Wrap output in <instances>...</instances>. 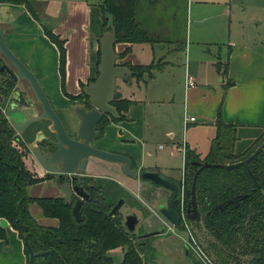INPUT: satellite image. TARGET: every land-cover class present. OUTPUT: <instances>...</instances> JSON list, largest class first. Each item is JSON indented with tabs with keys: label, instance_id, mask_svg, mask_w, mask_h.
I'll return each mask as SVG.
<instances>
[{
	"label": "crops",
	"instance_id": "crops-1",
	"mask_svg": "<svg viewBox=\"0 0 264 264\" xmlns=\"http://www.w3.org/2000/svg\"><path fill=\"white\" fill-rule=\"evenodd\" d=\"M177 1L154 0L149 3L147 0H138L136 21L144 30L158 37V41L115 42L113 45L116 54L126 49L120 58L117 55L116 64L145 65L159 62L151 70L150 78H146L145 74L140 79L132 76L128 79L115 78L114 92L130 103L124 119L105 124L101 135L92 142L96 148L129 157L137 175L127 176L122 172L120 164L94 156L87 157L81 172L83 177L96 180L103 187L105 184H117L122 189L125 194L120 197L123 199L122 205L128 200L127 209L138 216L133 232L152 234L149 245L144 246L139 253L143 264H192V256L185 244V230L176 232L174 225L158 209L159 203L166 206L171 190L143 180L138 175L140 170L153 171L163 178L180 183L183 152L188 144L185 142L182 146V155L175 150L178 145L172 140L169 141L167 150L157 143L151 151L149 146L154 138L163 135L174 137L172 128L181 124V119L183 126L190 125L189 122L184 124L183 119L192 116L193 123L205 127L210 133L209 145V140L214 135L216 111L219 109L221 120L235 128L241 147L236 148L234 142L232 152L237 153L259 134L260 127L264 124V0H228L229 4L250 7L254 14L260 13L263 17H254L257 19L253 24L254 29L244 27L243 24L239 29L229 27L226 39L223 16L230 9V6L226 7V0H182V22L179 27H183L181 41L174 30L176 25L172 26L165 19V13L170 10L176 12ZM97 3L98 0H33L30 7L36 19L22 6L0 4V27L6 45L34 75L70 136L74 134L78 118L73 114L63 92L72 96L78 94L91 75V56L98 46L96 37L99 30L91 22V8ZM208 4L212 6H207ZM209 12L217 15L213 14L214 21L206 24L204 21ZM43 27L50 29L63 42L62 83L57 48L44 35ZM179 58L182 68L179 67L178 72H175L178 83L174 86L168 76L169 73L173 76L174 72L169 68ZM186 73L191 74L194 80L191 87L184 86ZM15 84L22 88L21 92L29 103L26 106L16 105L12 109L9 108L8 96L3 104L5 117L10 124L21 122L29 116L34 117L40 112V106L29 93L27 84L24 81ZM181 84L183 92L178 96L175 89L179 94ZM16 99L13 100L15 104ZM44 122L45 120L34 121L18 133L22 138L24 132L35 126L26 142L29 150L48 137V123L43 124ZM221 143L229 146L231 141L225 137ZM196 153L202 158L206 152L202 156ZM172 154L179 155L181 159L177 176L174 175L175 167L166 162L167 157ZM44 173L42 171L39 176ZM26 192L33 198H63L52 179L31 184ZM107 194L109 197V192ZM27 208L38 224L56 226L57 221L42 216L35 203H30ZM194 224L189 226L194 236L197 235L195 231L205 234ZM0 226L5 232V237L0 238V264H28L22 239L4 218H0ZM123 249L124 247H115L109 249L107 254L110 257L112 254L119 256L120 262L121 257L116 251L119 250L122 254Z\"/></svg>",
	"mask_w": 264,
	"mask_h": 264
},
{
	"label": "trees",
	"instance_id": "trees-1",
	"mask_svg": "<svg viewBox=\"0 0 264 264\" xmlns=\"http://www.w3.org/2000/svg\"><path fill=\"white\" fill-rule=\"evenodd\" d=\"M31 1L33 0H0V4L22 6L36 19L30 7ZM147 1L150 3L154 0ZM138 6V0H98L91 8V22L99 29L96 40L103 31L112 26L115 42L158 41V37L144 30L136 21ZM42 30L57 48L62 83L63 42L50 29L43 27ZM125 52L126 49L117 53L118 57ZM98 56L97 46L91 56V75L87 82L97 75ZM158 63L156 61L145 65H118L126 66L132 72L130 76L140 79L143 74L150 78L151 70L155 69ZM13 84L12 80L2 81L0 95L6 96ZM63 94L70 105H87L86 96L81 91L73 96L65 92ZM15 102L17 106L27 104L21 93ZM129 103V100L120 98L117 92H113L110 104L116 108L118 117L102 115L95 126L94 138L101 135L105 124L124 119ZM213 126L214 135L209 140L208 149L202 158L192 148H184V207L190 200L191 181L198 167L195 162L221 164L217 167L202 168L194 181L195 206L200 215V221L194 226L202 229L207 236L203 248L216 264H243L244 261L245 264H264V124L260 127L259 134L237 153L232 152L233 143L237 140L235 128L221 120L219 109L216 111ZM50 134L53 135L51 132ZM20 136L0 109V218L7 221L19 238H25L35 254L34 264H112L107 251L115 247H124L119 264H143L139 253L144 246L149 245L152 234L126 231L123 216L118 210L108 216L107 213L113 204L107 201L108 191L98 181L87 177L78 181L87 194L79 207L82 215L79 222L73 219L70 213L71 203L66 202L64 198H33L27 195L26 188L29 185L50 179L52 174L36 176L32 170L25 167L23 161L30 150L26 145L27 140H22ZM225 137L231 141L229 146H223L221 143ZM260 139L259 145L251 149ZM42 144H45L43 140L38 142L37 146ZM256 148V152L245 164L224 166L245 159ZM131 167L134 168L132 162ZM172 182L175 184V191L173 197L171 191L169 199H172V208L178 214L179 183ZM111 187H115V184ZM30 203L38 206L42 216L54 218L57 221L56 226L38 224L28 212ZM173 225L174 228L182 229L180 220ZM4 237L5 232L0 226V238ZM244 257L246 259L242 260ZM191 261L192 264H199L193 258Z\"/></svg>",
	"mask_w": 264,
	"mask_h": 264
},
{
	"label": "water",
	"instance_id": "water-1",
	"mask_svg": "<svg viewBox=\"0 0 264 264\" xmlns=\"http://www.w3.org/2000/svg\"><path fill=\"white\" fill-rule=\"evenodd\" d=\"M115 43L114 29L110 26L103 31L97 39L99 50L98 63L96 65L97 75L92 81L87 82L82 88L81 92L86 96V103L71 105L73 114L78 118V123L75 128L73 136H70L65 131V128L52 109L48 98L41 89L34 75L17 58L8 48L4 41L3 31L0 27V56L4 60L0 64V72H6L7 76L14 82L24 81L30 90L34 101L40 106V112L34 117H27L18 123H12V128L17 132H22L30 123L37 120H45L49 124L47 126L49 132L53 134V140L50 142L51 149L43 150L40 147L30 149V153L45 173L55 176L54 185L61 191L66 202L71 203L70 213L76 222L82 220L79 207L81 201L87 197L83 185L79 184L83 178L82 171L85 167L87 157L94 156L108 162H116L120 164L122 172L130 177L137 175L135 168L131 167V160L129 157L114 152H109L96 148L92 145L95 136V126L101 119L102 115H108L117 118L116 108L110 104L113 97L115 78L125 77L129 78L131 71L123 65L115 63L117 54L114 52L113 45ZM17 92L14 91L9 96V108H15L16 104L13 102L17 98ZM0 95V102H2ZM256 148L245 159L225 164L224 166H236L245 164L246 161L256 152ZM198 166L195 170L191 186H190V200L186 207H184V217L187 225L200 221V215L196 210L194 200V181L197 173L204 167H217L221 164L209 162H195ZM141 179L151 181L154 184L164 186L173 191L174 196L175 184L153 171H142L139 174ZM123 203L122 198H118L112 205L107 215H112L117 211ZM158 209L161 214L171 224L178 221V214L172 208V199H168L166 206L158 204ZM138 216L135 212L130 211L123 216V226L126 231L133 232L137 223ZM23 246L27 253L28 264H34L33 258L35 254L31 251L25 238L22 239Z\"/></svg>",
	"mask_w": 264,
	"mask_h": 264
},
{
	"label": "rangeland",
	"instance_id": "rangeland-1",
	"mask_svg": "<svg viewBox=\"0 0 264 264\" xmlns=\"http://www.w3.org/2000/svg\"><path fill=\"white\" fill-rule=\"evenodd\" d=\"M167 2H169V0H167ZM175 3V2H174ZM177 4V10L176 12H172V10H170V12L165 13V19L167 21L170 22V24L173 26L176 25V27L174 28L177 37H179V41L182 40L183 38V27L182 29L179 28L182 22V13H181V5H182V0H178L176 2ZM207 6H212L211 4H208ZM230 6V9H227V11L225 12L224 16H223V20L225 23V39L227 38V33H229L228 31L231 29H234V27H236L237 29L240 28L241 24H243L244 27H248L251 29H254V23H256L257 19H254V17H256V15H259V19H262L263 15L260 13L254 14L252 12V9L250 7L247 6H239L238 4H234V3H230L228 2V0H226V7L228 8ZM217 15L216 13L213 12H209L207 14L208 18L205 19L204 23L206 24H210L212 21H214V15ZM162 17V15H161ZM217 20V19H216ZM261 21V20H260ZM189 20H187V25H188ZM230 27V28H229ZM221 39V38H220ZM221 43V42H220ZM180 58L178 59V61H176L170 68L169 70L171 72H174L173 76H171V73L168 74V76L172 79L173 85L177 86L178 83V76L175 73L176 71L178 72V68H182V65H180ZM15 91H18L19 93L21 92L22 88L19 86H16ZM176 95H180L183 92L182 89V84L181 86L179 85V94H177V91L175 89ZM29 93L31 94L30 90ZM10 94V92H8L6 94V96L3 97V102H6V99L8 97V95ZM181 102V101H180ZM3 110L5 109V105L2 103V107ZM9 111V110H8ZM6 114H8V112L6 111ZM189 117V116H188ZM184 122V121H183ZM181 124H176L173 128H172V132L174 137H170L168 138L167 136L163 135L162 137H156L154 138V140L151 142L149 148L151 151L154 150L155 145L157 143H160L164 146V150H167V148L169 147V141L172 140L173 142H175L176 145V151L178 150V154L182 155L181 149L182 146H184V143L186 142V144H188L189 148H194L196 152H198L200 154V156L204 155V153L207 150V145H208V138L210 137V133L207 131V129L205 127H202L200 125H197L195 123H193V120L190 121V125L188 126H183L182 123V119H181ZM43 124H46L45 122ZM35 126L29 128V131L24 132V134L22 135V138L24 140H29L30 139V134L32 129H34ZM46 127H44L45 130ZM46 131V130H45ZM48 139H53V135H51L50 133H48ZM29 138V139H28ZM261 142V139L259 141H257L251 149H254L256 146L259 145V143ZM235 147H241V143L239 142V139H237L235 141ZM242 149V148H241ZM251 149L249 151H251ZM179 155H175L172 154L169 157H167V164L175 167L174 169V175L177 176L179 175V168L181 167V159ZM24 165L25 167H27L28 169L32 170L36 176H38L40 173H42L41 168L38 166V164L35 162V160L33 159L30 151H28L27 156L24 159ZM46 174V173H44ZM49 174V173H47ZM53 176V175H52ZM116 187H111V185L109 184H105L104 188L106 190H108L109 192V197L107 198V201L109 203L114 204L116 202V200L120 197L125 196L124 192L122 191L121 188L118 187V185H115ZM27 189V188H26ZM179 198V192H178V197ZM127 201L126 200V204H123L118 211L120 212V214L122 216H124L126 213H129L130 210L127 209ZM179 212V210H178ZM181 221V220H180ZM182 225V223H181ZM182 229H184L183 225H182ZM182 229H177L175 228L176 232H182ZM196 237V241L198 243H200L201 246H205L206 243V239L207 236L205 234L202 233H198L197 231L194 232ZM124 251V249H123ZM116 253L118 255H120V257H122L121 252L116 251ZM112 260L113 263L112 264H119L118 260H119V256H114V254H112ZM212 257V256H211ZM246 258H242V260H245ZM245 262V261H244ZM243 262V264H245Z\"/></svg>",
	"mask_w": 264,
	"mask_h": 264
},
{
	"label": "built area",
	"instance_id": "built-area-1",
	"mask_svg": "<svg viewBox=\"0 0 264 264\" xmlns=\"http://www.w3.org/2000/svg\"><path fill=\"white\" fill-rule=\"evenodd\" d=\"M184 86L191 87L194 84V80L191 74L186 73L184 77ZM193 120L192 116L184 117V124ZM179 212H178V220H181V223L186 232L185 244L190 252L192 258L197 261L199 264H216L213 258L204 250V248L198 243L195 239V236L191 232L189 225H187L186 219L184 217V187H183V172L181 175L180 183H179Z\"/></svg>",
	"mask_w": 264,
	"mask_h": 264
},
{
	"label": "flooded vegetation",
	"instance_id": "flooded-vegetation-1",
	"mask_svg": "<svg viewBox=\"0 0 264 264\" xmlns=\"http://www.w3.org/2000/svg\"><path fill=\"white\" fill-rule=\"evenodd\" d=\"M2 62H4V60L2 59V57L0 56V64L2 63ZM7 80H11L8 76H7V74H6V72H4V71H2V72H0V85L2 84V81H7ZM16 84L14 83L13 84V87H11V89L9 90V92H10V94L13 92V91H15L14 89H15V86ZM21 94H22V97L25 99V101L27 102V104L29 103L28 102V100H27V98H26V96H25V94L23 93V92H20ZM19 92H18V94H17V97H18V95L20 94ZM10 94L8 95V96H10ZM3 98V97H2ZM8 98V97H7ZM7 100V99H6ZM3 103V99H2V102H0V109H1V111L4 113V111L5 110H3L1 107H2V104ZM26 104V105H27ZM26 105H22V106H26ZM46 123H48L47 121H45ZM49 124V123H48ZM48 124H47V126H48ZM46 127V126H45ZM48 130V129H47ZM49 131V130H48ZM50 133V132H49ZM43 141H44V143L45 144H42L41 146H40V148H42L44 151L45 150H50L51 149V144H50V142L53 140V139H48V137L47 138H45V139H42ZM42 140H40V141H42ZM39 141V142H40ZM50 179H52V180H55V176L53 175Z\"/></svg>",
	"mask_w": 264,
	"mask_h": 264
}]
</instances>
